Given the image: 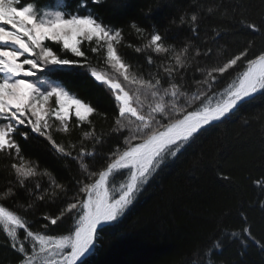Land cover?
<instances>
[{
    "label": "snow or ice",
    "instance_id": "6c2138e0",
    "mask_svg": "<svg viewBox=\"0 0 264 264\" xmlns=\"http://www.w3.org/2000/svg\"><path fill=\"white\" fill-rule=\"evenodd\" d=\"M77 2L79 5L80 0ZM104 3L106 0H87L92 8L87 13L56 12L43 17L30 0H0V156L7 159L14 178L0 191V202L15 201L21 190L25 193L24 216L0 206V224L7 234L0 246L14 250L15 264H88L85 257L95 247L98 231L126 213L140 185L149 181L168 156L176 157L207 126L227 119L247 99L264 93V51L250 56L245 48L225 55L210 71L199 66L200 61L210 59L201 50L207 45L200 43L199 33L210 19L212 7L205 13L203 5L196 3L191 13L170 19L172 26L191 34L177 43L170 42L171 29L161 30L155 23L145 24L135 17L123 23L106 21L97 11ZM145 7L141 19H151L152 8ZM245 7V0H238L232 10ZM247 27L258 30L254 22ZM129 36L136 43L127 46L144 55L154 71L145 72L118 53V46H125ZM92 59L113 70L116 78L92 67ZM193 63L205 78L197 81L200 91L188 98L185 74ZM244 65L226 98L214 106L203 103L201 91L206 98L204 89L212 86L217 75ZM77 69L110 95L114 124L106 136L98 137L89 130L94 127V116L101 115L98 108L72 93L64 77L57 75ZM48 75L61 82L41 79ZM198 101L201 106L193 108ZM77 129L83 133L82 140L76 138L81 140L79 148L72 139ZM32 135L50 145L67 171L76 165L79 175L66 176L62 182L58 171L41 169L37 162L26 159L21 141ZM83 141L91 142V152ZM124 170L130 179L116 193L110 181ZM43 178L46 180L41 182ZM35 202L58 203V214L45 216L41 231L31 230L25 218ZM65 220L72 221L67 234H48L51 226L58 227ZM243 231L258 243L250 227ZM258 246L264 250V243ZM215 255L214 251L209 264Z\"/></svg>",
    "mask_w": 264,
    "mask_h": 264
},
{
    "label": "trees",
    "instance_id": "16d2710c",
    "mask_svg": "<svg viewBox=\"0 0 264 264\" xmlns=\"http://www.w3.org/2000/svg\"><path fill=\"white\" fill-rule=\"evenodd\" d=\"M30 2H34L38 12L46 9L65 14L92 11L87 0H80L79 5L77 0ZM196 3L203 5L205 13L208 7L213 8L199 33L200 43L207 45L201 50L207 51L210 59L200 61L199 66L210 71L225 55L231 56L245 48L250 56L264 51V27H261L264 0H245L246 7L239 12L232 10L238 0H106L97 11L106 21L123 23L135 17L145 24L155 23L161 30L169 28L170 42L178 43L186 41L191 34L172 26L170 19L191 13ZM145 5L152 8V18L148 20L141 19L142 12L147 11ZM253 22L258 26L256 31L247 27ZM129 43H136L134 36L128 37L125 46H118V53L145 72L154 71L148 68L144 55L127 46ZM92 67L116 78L115 72L97 59H92ZM245 67L217 75L212 86L204 89L206 98L201 91L203 103L214 106L225 98ZM57 75L64 77L72 93L98 108L101 115L94 116V127L89 130L98 137L106 136L114 124L112 101L106 89L82 69ZM42 78L61 82L53 75ZM204 78L196 63L186 70L188 98L200 91L197 81ZM198 106H201L199 101L193 108ZM55 135L58 140L63 139L60 134ZM77 136L83 139L78 129L72 139L79 148L81 140ZM21 143L26 159L37 162L41 169L58 171L62 182L66 176L79 175L76 165H71V171L62 167L43 138L32 135ZM83 143L91 152V142ZM128 177L124 170L122 176L110 181V188L118 193ZM13 179L7 169V159L0 156V191ZM24 202L25 193L21 190L18 199L2 201L0 206H8L9 210L24 216L21 208ZM35 204L25 218L32 225L31 230L41 231L46 223L44 217L58 214V203ZM71 224L72 221L65 220L58 227L51 226L48 234H67ZM248 227L251 236L258 243H264V93L246 100L227 119L207 126L176 157L168 156L149 181L140 185L126 213L98 231L96 245L85 259L88 264H209V257L215 251L212 264H264V250L243 231ZM6 235L0 224V245ZM16 258L14 250L0 246V264H15Z\"/></svg>",
    "mask_w": 264,
    "mask_h": 264
},
{
    "label": "rangeland",
    "instance_id": "374dc122",
    "mask_svg": "<svg viewBox=\"0 0 264 264\" xmlns=\"http://www.w3.org/2000/svg\"><path fill=\"white\" fill-rule=\"evenodd\" d=\"M56 12H61L58 11L57 9H46V10H42L41 12H39V14L43 17H48V16H54ZM63 13V12H62ZM111 75V73H110ZM42 80L47 81L48 83H52V82H56V81H52L48 78H43ZM58 83V82H57ZM46 86V84L44 85ZM226 98V97H225ZM129 178V177H128ZM128 181V180H127ZM127 183V182H126Z\"/></svg>",
    "mask_w": 264,
    "mask_h": 264
},
{
    "label": "bare ground",
    "instance_id": "6f19581e",
    "mask_svg": "<svg viewBox=\"0 0 264 264\" xmlns=\"http://www.w3.org/2000/svg\"><path fill=\"white\" fill-rule=\"evenodd\" d=\"M250 99V98H249ZM248 100V99H247ZM213 123H215V122H213ZM130 179V176H129V178H128V180ZM128 182V181H127Z\"/></svg>",
    "mask_w": 264,
    "mask_h": 264
}]
</instances>
